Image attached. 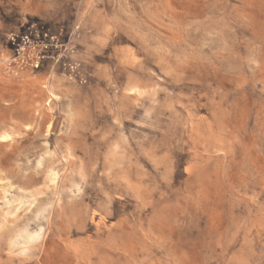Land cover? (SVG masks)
Masks as SVG:
<instances>
[{
  "label": "rangeland",
  "instance_id": "rangeland-1",
  "mask_svg": "<svg viewBox=\"0 0 264 264\" xmlns=\"http://www.w3.org/2000/svg\"><path fill=\"white\" fill-rule=\"evenodd\" d=\"M83 263L264 264V0H0V264Z\"/></svg>",
  "mask_w": 264,
  "mask_h": 264
},
{
  "label": "bare ground",
  "instance_id": "bare-ground-1",
  "mask_svg": "<svg viewBox=\"0 0 264 264\" xmlns=\"http://www.w3.org/2000/svg\"><path fill=\"white\" fill-rule=\"evenodd\" d=\"M136 89V88H134ZM47 93V92H46ZM46 96V95H45ZM51 98V97H50ZM40 109V108H39ZM14 117V116H13ZM10 123V122H9ZM13 123V122H12ZM193 124V123H192ZM9 126V125H8ZM10 127V126H9ZM7 129V126L5 127ZM199 128V127H198ZM197 129V128H196ZM14 130V129H13ZM12 130V131H13ZM194 130V129H193ZM205 130V129H204ZM16 131V130H15ZM21 131H26V130H21ZM27 132V131H26ZM8 133V132H5ZM18 134V133H17ZM34 134V133H33ZM201 134V133H200ZM8 135V134H7ZM10 135V134H9ZM8 135V136H9ZM16 135V134H13ZM197 135V134H196ZM24 137V135H23ZM3 139H5L6 137H2ZM19 138V137H18ZM203 140V139H202ZM204 141V140H203ZM205 143V142H204ZM18 144V143H17ZM205 145V144H204ZM206 146V145H205ZM204 146V147H205ZM108 148V147H107ZM112 150V149H111ZM114 152V151H113ZM117 152V151H116ZM111 153V152H110ZM115 153V152H114ZM112 154V153H111ZM106 158V156H105ZM108 158V157H107ZM106 158V159H107ZM119 158V157H118ZM110 159V158H108ZM116 159V158H115ZM123 159V158H122ZM131 159V158H130ZM133 159V158H132ZM109 161V160H108ZM40 162H41V170L37 173V175L39 176V180L43 183V185L46 188V191H49L50 194H54L55 190L57 188L58 185V181H59V171H58V159L56 157H54V155L52 153L49 152H45L44 155H42V157L40 158ZM67 163H69L70 165H73L76 162H73L71 160H67L65 161ZM105 162V161H104ZM130 162V161H128ZM97 163V162H96ZM121 163V162H120ZM107 165V164H106ZM109 165V163H108ZM131 165V164H130ZM115 166V165H114ZM105 167V165H104ZM108 167V166H107ZM136 167V166H135ZM138 167V166H137ZM139 168V167H138ZM60 169V168H59ZM106 169V168H105ZM108 169V168H107ZM131 169V168H130ZM5 171V170H4ZM2 172V171H1ZM104 172V171H103ZM106 172V171H105ZM142 172V171H141ZM73 174V173H72ZM78 174V173H77ZM80 175V174H79ZM144 175V174H143ZM145 176V175H144ZM34 176L31 175H27L25 176L26 180H29L31 178H33ZM147 177V176H146ZM72 179V178H71ZM146 179V178H145ZM73 180V179H72ZM71 180V181H72ZM74 181V180H73ZM137 181V180H135ZM125 183V181L123 182ZM72 184V183H71ZM131 183H127L128 187H132V185L130 186ZM64 185V184H63ZM100 185V184H99ZM67 188V187H66ZM65 188V189H66ZM70 188V187H69ZM96 188V187H95ZM113 189V188H112ZM64 190V189H63ZM81 191V189L78 186L74 187V190L71 191V193L73 192L74 194L77 193L79 194ZM3 192V199L4 205H8L11 202V199H9L7 197L8 192L5 189H2ZM63 192V191H62ZM43 191H38L35 195H40L42 194ZM64 194V193H63ZM62 194V195H63ZM118 194V193H117ZM34 195V196H35ZM110 195V194H109ZM66 196V195H65ZM64 196V197H65ZM72 200V199H71ZM103 202V201H102ZM37 203H40L39 201ZM32 204V203H31ZM53 204V203H52ZM49 204H44V205H38L36 206L35 210L31 212V215L27 216L25 219V224L23 225L21 231L19 233H16L14 236V245H21L23 246L22 248V252L26 251L27 249L30 248L31 243L42 238L44 236V232H45V227L42 224V221L44 219H46L47 221V225H49V221L50 218H46V212L48 211V206ZM149 206V205H147ZM144 207V206H143ZM100 208V207H99ZM145 208V207H144ZM102 209V208H101ZM101 209H91L89 211V213H87L86 215H89V222L86 224L84 223V227H89L94 225L97 228L100 227H107V228H112L114 227L113 225H110V227H108L106 225V220L109 219L110 213H108L109 208L107 209V211L101 210ZM104 209V208H103ZM139 210V209H138ZM111 211V209L109 210ZM86 212V211H85ZM48 213V212H47ZM52 213V212H51ZM56 213V212H55ZM58 216V215H57ZM56 219V218H54ZM29 222H33L36 223V231H29L28 226H29ZM45 222V221H44ZM69 222V221H68ZM84 222V221H83ZM60 224V223H59ZM10 225V223H9ZM8 227V226H7ZM56 228V227H55ZM120 228V227H119ZM118 228V229H119ZM115 230V229H114ZM117 230V229H116ZM62 231V230H61ZM15 231H11L10 234H12ZM120 232V231H119ZM136 232V231H135ZM57 233V232H56ZM63 233V232H61ZM66 233V232H65ZM64 233V234H65ZM69 233V232H68ZM67 233V234H68ZM14 234V233H13ZM65 234V235H67ZM132 234V233H131ZM69 235V234H68ZM136 235V234H135ZM60 236V235H59ZM46 237V236H45ZM45 239V238H44ZM84 242H86V240H84ZM88 242V241H87ZM145 242V241H144ZM93 243V242H92ZM146 243V242H145ZM97 244V243H96ZM35 245V244H34ZM78 245V244H77ZM81 245V244H80ZM86 245V244H85ZM57 246V245H56ZM75 246V245H74ZM83 246V245H82ZM93 246V245H92ZM95 246V245H94ZM32 247V246H31ZM65 247V246H64ZM67 247V246H66ZM119 249V248H118ZM68 250V249H67ZM76 250V249H75ZM93 250V249H92ZM121 250V249H120ZM30 251V250H29ZM63 251V250H62ZM69 251V250H68ZM74 251V250H73ZM85 251V250H84ZM89 251V250H88ZM118 251V250H117ZM76 252V251H75ZM78 252V251H77ZM71 253V252H70ZM87 253V252H86ZM128 253V252H127ZM77 254V253H76ZM79 255V254H78ZM92 255V252H91ZM130 256V255H129ZM143 256V255H142ZM148 256V255H147ZM146 258V257H145ZM76 259V258H75ZM86 259V258H85ZM90 260V259H89ZM144 262V261H143ZM155 262V261H154ZM157 262V261H156ZM84 264V263H83ZM160 264V263H159Z\"/></svg>",
  "mask_w": 264,
  "mask_h": 264
},
{
  "label": "built area",
  "instance_id": "built-area-1",
  "mask_svg": "<svg viewBox=\"0 0 264 264\" xmlns=\"http://www.w3.org/2000/svg\"><path fill=\"white\" fill-rule=\"evenodd\" d=\"M9 40L12 43L20 42L19 44H20V46H23L22 47L23 50L26 47H29V45H30V40H29L28 36H23L20 39H18L17 37L11 35V36H9ZM70 52L72 53V50ZM59 58H60V56H59ZM59 58H58L57 62L59 61ZM38 60H40L39 56L37 57V62L35 64V68H37L39 66ZM62 67L67 71V75H68L69 79H78L82 83L85 82V80L79 76V74L76 71L74 64H72L71 62H63Z\"/></svg>",
  "mask_w": 264,
  "mask_h": 264
}]
</instances>
